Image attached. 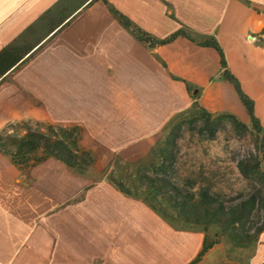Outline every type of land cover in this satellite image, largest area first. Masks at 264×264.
<instances>
[{
  "label": "crops",
  "instance_id": "1",
  "mask_svg": "<svg viewBox=\"0 0 264 264\" xmlns=\"http://www.w3.org/2000/svg\"><path fill=\"white\" fill-rule=\"evenodd\" d=\"M208 39L263 125L264 0H0V133L69 132L93 159L19 167L0 153V264H264V231L200 256L202 230L109 176L194 106L249 121Z\"/></svg>",
  "mask_w": 264,
  "mask_h": 264
},
{
  "label": "trees",
  "instance_id": "2",
  "mask_svg": "<svg viewBox=\"0 0 264 264\" xmlns=\"http://www.w3.org/2000/svg\"><path fill=\"white\" fill-rule=\"evenodd\" d=\"M202 45L212 47L218 52L223 68L222 76L232 84L256 134L257 155L238 159L236 166L243 177L258 180L262 187L231 200L213 194L206 187H200L196 191L185 189L166 175L170 167L167 162L171 163L169 160L173 156L171 148L159 151L160 163L154 168L152 175L137 173V191H131L120 182L111 179L116 188L127 196L136 197L138 193H143V201L163 219L172 221L182 228L202 230L206 237L200 256L213 244L222 240L231 249L246 248L264 231V174L259 168L260 160L264 161V142L258 138L261 126L254 116L252 101L242 93L237 80L225 69L223 54L216 41L208 39L202 42ZM220 119H227L237 128L246 129L230 114L214 117L201 108L197 117L202 123L200 133L206 132L210 139H213L218 131L216 122ZM176 130L173 129L172 136H175ZM173 141L168 140L167 143L172 144ZM0 153L19 167H27L50 157L76 170H82L91 164V158L86 152L78 150L76 138L69 132L51 131L46 134L26 128L23 135L0 133ZM208 227L215 229L211 239L207 236Z\"/></svg>",
  "mask_w": 264,
  "mask_h": 264
},
{
  "label": "rangeland",
  "instance_id": "3",
  "mask_svg": "<svg viewBox=\"0 0 264 264\" xmlns=\"http://www.w3.org/2000/svg\"><path fill=\"white\" fill-rule=\"evenodd\" d=\"M199 109L201 108L194 106L190 111L177 116L150 151L142 154V157L131 156L126 164L115 166L109 173L110 178L135 192L138 190L137 173L152 175L154 168L160 163L159 151L171 148L173 156L169 160L171 163L167 162L170 167L166 175L185 189L196 191L200 187H206L213 194L225 200H231L262 187L258 180L243 177L236 166L238 159L257 155L256 134L250 122L243 123L236 119L246 127L243 130L227 119H220L216 122L218 131L213 139H210L208 133H200L202 123L197 120ZM219 115L221 114L213 116ZM260 126L261 131L258 138L264 142V124ZM26 128L39 131L36 126L21 124L14 127L15 135H20L21 131H25ZM174 128L177 130L175 136H172ZM40 129L46 134L51 132L46 126ZM168 140L174 141L169 144ZM88 156L91 158L89 154ZM92 160L91 158V162ZM259 168L264 174V161L260 160ZM138 194L136 198L143 200V193ZM168 222L182 228L172 221ZM214 230L212 227L207 228L209 239L213 237Z\"/></svg>",
  "mask_w": 264,
  "mask_h": 264
}]
</instances>
